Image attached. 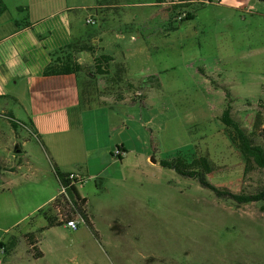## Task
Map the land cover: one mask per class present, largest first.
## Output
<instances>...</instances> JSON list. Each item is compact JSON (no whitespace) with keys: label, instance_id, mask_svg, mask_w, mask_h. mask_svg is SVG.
<instances>
[{"label":"rangeland","instance_id":"obj_1","mask_svg":"<svg viewBox=\"0 0 264 264\" xmlns=\"http://www.w3.org/2000/svg\"><path fill=\"white\" fill-rule=\"evenodd\" d=\"M96 1L113 6L95 12L88 6ZM155 2L4 0L0 30H7L14 16L23 21L47 7L77 6L83 38L95 39L96 54L114 57L109 73L96 75L94 90L129 97L114 102L103 94L87 100L85 76L79 75L85 145L64 170L84 177L81 192L100 239L73 248L72 230L59 228L49 240L66 255L62 264H264V202L218 198L197 178L159 163L204 156L215 186L233 192L264 188V173L247 163L219 118L226 86L233 117L247 129L264 124V2L253 14L223 8L220 15L218 2L193 3L187 6L194 15L184 21L175 19L177 7H166L168 17ZM86 17L94 23L86 24ZM0 128L1 170L14 167L0 174V241L15 244L0 260L59 264L51 251L31 257L22 237H12L35 227L39 215L30 211L59 192L54 169L29 132L20 129V144L27 142L14 153L12 130ZM116 145L127 150L120 157L110 154L117 153Z\"/></svg>","mask_w":264,"mask_h":264},{"label":"crops","instance_id":"obj_2","mask_svg":"<svg viewBox=\"0 0 264 264\" xmlns=\"http://www.w3.org/2000/svg\"><path fill=\"white\" fill-rule=\"evenodd\" d=\"M115 1L111 0V2ZM172 1L175 0H162L160 2L156 0L155 5L161 6L160 8L169 17V10L166 7L171 6V9L175 7L171 4ZM259 2L261 1L220 0L216 6L221 8L218 10V15L224 11L223 8L253 14V9H256ZM112 6L111 4H100L96 1V4L88 7L93 8L95 12H104L105 8ZM76 8L72 4H66V6L55 5L47 7L36 15L29 13L28 18L23 21H19V18L14 16V20L10 21L9 28L0 30V127H10L14 134L15 143H18L21 148H23L21 145L24 146L27 140L20 144L19 131L23 128L29 132L28 129H30L34 133L32 136L38 140L47 154L53 169L56 167L64 173L69 172L64 170V167L68 165V161L82 153L85 145L83 133L84 110L82 108L84 92L81 88L79 75L83 74L85 76L84 81L88 88L87 100L93 99L94 95L100 96L103 94H108L114 102H122L129 98L124 93L121 94L115 91L106 93L105 90L99 93L98 90H94L93 83L96 75L102 74L92 73L90 75L86 73V70L92 69L93 58L103 52L96 54L100 48L94 46L95 39L83 38V16L77 10L75 11ZM185 8L193 17V11L188 9V6ZM18 9L23 10L25 8L19 6ZM5 11L0 15V28ZM169 28L173 29L175 27L171 26ZM85 44L92 46L93 50L85 49L83 46ZM85 52L88 53L83 56ZM66 54H70L73 61L81 64L83 70L51 75L43 73L44 68L52 63L55 57ZM107 55L112 58L108 66L109 73L114 57L110 54ZM12 122L16 124V127L12 125ZM124 151L127 150L124 148ZM10 169H14V167L10 166V168L3 169L0 174H5ZM79 186L78 188L75 185L76 191L80 197H84L86 200L87 214L97 232V237H94L89 227L80 226L77 230H72L74 234L73 248L78 246L77 242H90L91 238L95 241L100 239L98 230L95 228L94 214L88 199L81 192L83 185ZM57 194L44 198L30 213L36 214L40 208L50 203ZM38 215L39 218L35 227L29 226V229L20 232L19 235L13 234L12 237H16V240L18 237H22L26 243V252L31 257L44 258L46 252L51 251L53 254L55 253L54 257L59 264H62V260L66 258V255L60 252L54 241H50L49 238L57 236L59 228H62L60 230L71 229L62 224L50 226L42 215ZM115 222L116 220H113L110 226L111 229H113ZM28 232H32L29 238L31 244L24 238V234ZM59 239H56V244L59 243ZM8 241H11V239ZM32 246L38 256L33 255ZM14 247L15 244L9 250L7 247L5 254L13 252ZM72 256L73 259L76 258L75 254ZM0 264L12 263L0 260Z\"/></svg>","mask_w":264,"mask_h":264},{"label":"trees","instance_id":"obj_3","mask_svg":"<svg viewBox=\"0 0 264 264\" xmlns=\"http://www.w3.org/2000/svg\"><path fill=\"white\" fill-rule=\"evenodd\" d=\"M160 1L162 0H157V2ZM260 1L264 2V0ZM187 5H189V3L185 4V6ZM177 6L178 5H175V7ZM5 10L6 6L3 0H0V15ZM191 16L192 14L188 11L186 18L182 21L191 19ZM83 46L85 49L93 50V47L90 45L88 46L85 44ZM70 57V54L55 57L53 62L44 68L43 73L51 75L79 72L83 70L82 65L73 61ZM111 59L112 58L109 55L99 53L93 58V70L91 72L95 74H107L109 61ZM199 71L203 72L201 68H199ZM222 89L224 91L225 105L219 117L220 121L227 127L229 137L236 144L247 163L249 165H256L264 173V124H261V122H255L250 129L242 126L241 123L232 115V93L226 86H222ZM135 101L136 99L133 100V102ZM259 115L260 113L257 116ZM12 125L16 127L14 122H12ZM116 148L117 153L114 154L111 152L110 154L112 156L120 157V151H124V147L122 145H116ZM159 163L162 167L172 169L180 175L188 176L190 178H197L201 185L210 189L218 198L231 199L237 204L264 202V188H260L254 192H233L228 188H221L212 184L207 178V174L211 172L212 166L204 156L194 157L190 161H186V159L180 156L163 158L159 161ZM1 169L2 167L0 166V170ZM53 171L59 187L61 184H63L68 188L69 196L74 199V203L79 204L80 206L86 204L85 198L78 195L75 185H69L68 181L65 179L68 173L60 172L56 167H54ZM61 197L62 196L58 193L50 203H48L45 207L40 208L36 212V214L42 215L45 218L47 224L50 226L60 225V223L57 221L55 208L56 204L61 201ZM84 213L85 210H83V214ZM88 227L94 236L97 237V232L94 229L92 223H89ZM31 235L32 232L24 234V238L29 244L32 243L31 239H29ZM1 245L6 247L7 252V247L9 250L14 244L11 240L9 245L3 244L0 241V246ZM31 251L33 252V255L38 256V253L35 252L33 246L31 247Z\"/></svg>","mask_w":264,"mask_h":264},{"label":"built area","instance_id":"obj_4","mask_svg":"<svg viewBox=\"0 0 264 264\" xmlns=\"http://www.w3.org/2000/svg\"><path fill=\"white\" fill-rule=\"evenodd\" d=\"M220 0H175L172 1V5H178L177 6V13L175 14V19L178 21H182L186 18L188 10L185 8V4H208V3H217ZM87 24L94 23V20L90 17L85 19ZM29 133L31 135H34V133L28 129ZM69 185H77V184H83V181L85 180L82 175H77L74 173H68L65 178ZM62 197L61 201L56 204L55 212L57 221L64 225L65 227L75 231L80 226H87L91 223L90 217L87 214L86 210V204H83L80 206L79 204H75L74 199H72L69 196L68 188L61 184L60 190L58 192ZM83 210H85V213L83 214ZM6 248L4 246H0V255L5 254Z\"/></svg>","mask_w":264,"mask_h":264},{"label":"water","instance_id":"obj_5","mask_svg":"<svg viewBox=\"0 0 264 264\" xmlns=\"http://www.w3.org/2000/svg\"><path fill=\"white\" fill-rule=\"evenodd\" d=\"M21 151V147H20V145L18 144V143H15V145H14V147H13V152L14 153H19ZM150 160L152 161V162H156V159L154 158V157H151L150 158Z\"/></svg>","mask_w":264,"mask_h":264}]
</instances>
